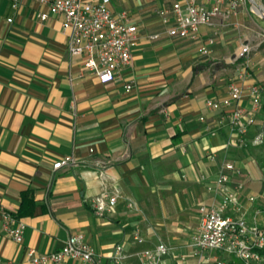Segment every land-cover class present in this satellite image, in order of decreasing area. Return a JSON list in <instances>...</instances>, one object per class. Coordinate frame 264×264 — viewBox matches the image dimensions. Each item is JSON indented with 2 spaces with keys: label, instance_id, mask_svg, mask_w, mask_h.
I'll return each mask as SVG.
<instances>
[{
  "label": "crops",
  "instance_id": "crops-1",
  "mask_svg": "<svg viewBox=\"0 0 264 264\" xmlns=\"http://www.w3.org/2000/svg\"><path fill=\"white\" fill-rule=\"evenodd\" d=\"M177 1L110 0L114 14L126 12L139 27L140 40L121 77L101 84L84 69L82 57L68 54L62 16L41 21L48 7L39 0H18L16 8L14 0H0L2 262L30 264L28 249L57 252L70 235H82L99 264H113L110 258L119 245L127 256L122 264H140L139 253L161 244L174 227L181 236L173 238L186 250L170 254L163 264H198L192 236L200 207L219 198L206 184L216 179L224 158L241 167L235 158L243 152L249 156L248 149L225 147L231 130L206 101L226 97L231 81L241 83L245 93L257 83L248 79L247 70L241 78L244 65L231 78L245 40L237 38L243 10L202 26L196 40L172 38L158 12ZM153 35L159 38L151 41ZM130 82L134 87L127 91ZM241 106H250L247 98ZM257 134L255 126L247 140ZM212 153L214 163L208 158ZM65 157L74 162L54 169ZM242 181L239 202L248 213L253 195L245 194L244 173ZM113 187L122 194L115 212L97 216L91 200ZM26 191L32 192L33 214L17 218L26 226L17 244L4 229L2 212L16 216ZM192 213L196 228L185 236L183 226ZM228 214L234 215L232 208ZM135 229L141 230L144 245L134 242Z\"/></svg>",
  "mask_w": 264,
  "mask_h": 264
},
{
  "label": "built area",
  "instance_id": "built-area-1",
  "mask_svg": "<svg viewBox=\"0 0 264 264\" xmlns=\"http://www.w3.org/2000/svg\"><path fill=\"white\" fill-rule=\"evenodd\" d=\"M48 7V13L40 14L41 21L49 19L50 15L63 17L62 27L68 33L67 51L70 56L83 58L84 69L95 75L101 84H109L121 77L123 69L131 64L132 54L140 40L139 27L132 23L126 12L114 14L110 9V0L94 3L90 0H39ZM248 0H178L171 9L158 12L161 22L167 27L166 33L172 38L196 40L202 26L211 27L218 17L237 14L243 10ZM18 6L14 0L13 7ZM9 23L12 19L8 20ZM158 35L150 36L156 41ZM209 43H213L209 40ZM206 54L207 50L203 49ZM242 54L248 48L242 49ZM241 75L246 79V66ZM134 82L125 86L132 90ZM247 98L250 106L242 107L241 102ZM262 89L252 84L245 93L243 85L231 81L228 94L220 100H207L206 107L212 112L222 114L221 121H226L232 137L225 142L230 149L238 147L247 150L248 147H263L264 132L261 129L252 141L247 140L251 128L256 126V116L260 110ZM200 120L205 122V118ZM222 123V122H221ZM210 162L217 161L216 154L208 156ZM72 157H65L53 166L54 169L69 166ZM243 170L234 161L224 158L219 166L217 177L206 184L207 190L219 196L210 206L200 207V223L197 232L192 236L193 255L199 258L198 264H227L222 256L234 258L242 264H263L264 230L256 217L249 221L247 210L239 202L244 189L242 181ZM99 179L104 180L100 172ZM205 178L203 177V180ZM264 187V182H263ZM121 191L118 187L93 198L90 206L97 216L113 214L120 200ZM256 197L248 199L255 202ZM128 207L134 208V202L128 201ZM232 208L234 215L228 214ZM259 211L255 212L257 216ZM4 229L8 236L17 244L23 241L25 224L11 213L2 212ZM133 240L137 245H144L145 240L140 229L133 232ZM170 249L164 244L154 248H146L139 253L140 264H162L170 255ZM30 264H61L67 260L80 264H99V256L94 248L85 242L82 235H70L61 250L52 253L39 254L34 249L26 251ZM127 258L124 248L116 246L111 262L122 264ZM0 264H18L14 261Z\"/></svg>",
  "mask_w": 264,
  "mask_h": 264
},
{
  "label": "rangeland",
  "instance_id": "rangeland-1",
  "mask_svg": "<svg viewBox=\"0 0 264 264\" xmlns=\"http://www.w3.org/2000/svg\"><path fill=\"white\" fill-rule=\"evenodd\" d=\"M255 1L257 5L264 9V0ZM242 14L244 17L241 22L242 26H239L241 31L239 32V35H237V38H245V40L241 41L243 45L241 50L244 47H247L248 52L243 55L240 51L241 62L232 67L231 78L232 80H235L234 77L238 74L237 69L244 65L247 67L246 69L249 75L248 79H252L263 90L261 109L256 116V129L259 132L264 125V18L255 13L253 6L249 2L243 9ZM248 150L249 156L243 152V156H238V158L235 159L242 162L241 168H243L244 176H247V186L249 187V191L245 194L247 196L253 195L256 197L255 202L252 203V206L249 209L247 217L249 221L256 217L259 221L260 227L264 230V151L263 147L252 146L248 147ZM256 211H259L257 216L255 215ZM187 217L189 222H186L183 226L184 235L193 232L197 224V219H195L193 213ZM177 236L181 235L177 234L174 227H171L169 235H167V238L162 241V244L170 249V254H172V256H177L178 252L186 250L185 246L183 247L179 240L177 241L173 238ZM222 258L225 259V261L230 262V264H242L228 256H222ZM164 261L165 259L162 264Z\"/></svg>",
  "mask_w": 264,
  "mask_h": 264
},
{
  "label": "trees",
  "instance_id": "trees-1",
  "mask_svg": "<svg viewBox=\"0 0 264 264\" xmlns=\"http://www.w3.org/2000/svg\"><path fill=\"white\" fill-rule=\"evenodd\" d=\"M262 95H263V90H262ZM260 109H261V105H260ZM262 129L264 132V125ZM31 193L32 192L30 191L28 192L26 191L21 194V207L18 211V214L15 216L16 218L29 216L33 214V208L31 206L32 204V197H31L32 194ZM262 254L264 255V251L262 252Z\"/></svg>",
  "mask_w": 264,
  "mask_h": 264
},
{
  "label": "bare ground",
  "instance_id": "bare-ground-1",
  "mask_svg": "<svg viewBox=\"0 0 264 264\" xmlns=\"http://www.w3.org/2000/svg\"><path fill=\"white\" fill-rule=\"evenodd\" d=\"M253 10L255 11V13L259 14V15H263V10H261V7L257 4L253 5Z\"/></svg>",
  "mask_w": 264,
  "mask_h": 264
},
{
  "label": "water",
  "instance_id": "water-1",
  "mask_svg": "<svg viewBox=\"0 0 264 264\" xmlns=\"http://www.w3.org/2000/svg\"><path fill=\"white\" fill-rule=\"evenodd\" d=\"M248 2L253 6L254 4H257L255 0H248ZM261 7V6H260ZM261 10H263V18H264V9L261 7Z\"/></svg>",
  "mask_w": 264,
  "mask_h": 264
}]
</instances>
